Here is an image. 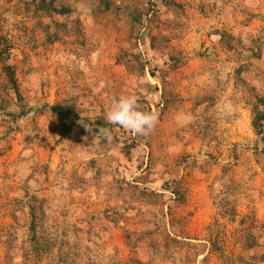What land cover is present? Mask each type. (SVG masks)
I'll list each match as a JSON object with an SVG mask.
<instances>
[{"label": "rangeland", "instance_id": "1", "mask_svg": "<svg viewBox=\"0 0 264 264\" xmlns=\"http://www.w3.org/2000/svg\"><path fill=\"white\" fill-rule=\"evenodd\" d=\"M260 98L264 0H0V264H264Z\"/></svg>", "mask_w": 264, "mask_h": 264}, {"label": "clouds", "instance_id": "2", "mask_svg": "<svg viewBox=\"0 0 264 264\" xmlns=\"http://www.w3.org/2000/svg\"><path fill=\"white\" fill-rule=\"evenodd\" d=\"M105 119L111 125L142 136H148L157 123L156 115L141 111L137 97L132 94L114 98L109 110L106 112ZM104 135L106 137L108 135L106 130Z\"/></svg>", "mask_w": 264, "mask_h": 264}, {"label": "trees", "instance_id": "3", "mask_svg": "<svg viewBox=\"0 0 264 264\" xmlns=\"http://www.w3.org/2000/svg\"><path fill=\"white\" fill-rule=\"evenodd\" d=\"M259 105L264 106V98L259 99ZM263 121H264V113L258 110V105L255 109V119L253 121V126L258 134L263 135L264 140V128H263Z\"/></svg>", "mask_w": 264, "mask_h": 264}]
</instances>
